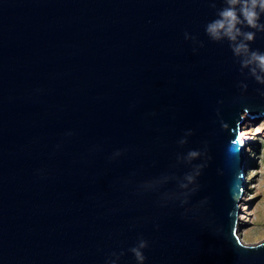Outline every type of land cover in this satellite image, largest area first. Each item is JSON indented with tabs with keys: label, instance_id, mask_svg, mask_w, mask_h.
I'll list each match as a JSON object with an SVG mask.
<instances>
[{
	"label": "water",
	"instance_id": "1",
	"mask_svg": "<svg viewBox=\"0 0 264 264\" xmlns=\"http://www.w3.org/2000/svg\"><path fill=\"white\" fill-rule=\"evenodd\" d=\"M225 6L0 0V264H264L239 231L264 84L206 33Z\"/></svg>",
	"mask_w": 264,
	"mask_h": 264
},
{
	"label": "clouds",
	"instance_id": "2",
	"mask_svg": "<svg viewBox=\"0 0 264 264\" xmlns=\"http://www.w3.org/2000/svg\"><path fill=\"white\" fill-rule=\"evenodd\" d=\"M225 4L218 11V18L206 26V33L216 41L227 39L234 55L241 58L242 68H247L258 83L264 84V52L250 48L256 32H264V23H261L264 0H225ZM246 28L255 31H245ZM146 247L147 242L140 240L137 246L130 249L138 264H143L146 259L142 252Z\"/></svg>",
	"mask_w": 264,
	"mask_h": 264
},
{
	"label": "rangeland",
	"instance_id": "3",
	"mask_svg": "<svg viewBox=\"0 0 264 264\" xmlns=\"http://www.w3.org/2000/svg\"><path fill=\"white\" fill-rule=\"evenodd\" d=\"M245 118L241 129L245 139L241 142L246 155V172L239 231L243 240L255 242L264 239V118L253 119L247 114ZM259 230L263 232L261 236Z\"/></svg>",
	"mask_w": 264,
	"mask_h": 264
},
{
	"label": "bare ground",
	"instance_id": "4",
	"mask_svg": "<svg viewBox=\"0 0 264 264\" xmlns=\"http://www.w3.org/2000/svg\"><path fill=\"white\" fill-rule=\"evenodd\" d=\"M250 118H251V117H250ZM250 118H248V120H250ZM261 118H262V117H261ZM261 118H259V119H261ZM244 139H245V135L241 132V139H240V140L243 141ZM241 217H243V216L241 215ZM241 217H240V219H242ZM256 234H257V232H256ZM259 234H260V236H261V235L263 234V232H261V231L259 230ZM256 239H257V238H256Z\"/></svg>",
	"mask_w": 264,
	"mask_h": 264
}]
</instances>
